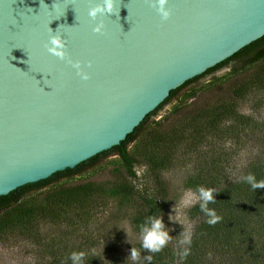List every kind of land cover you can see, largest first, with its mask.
Instances as JSON below:
<instances>
[{
  "label": "water",
  "instance_id": "95a60500",
  "mask_svg": "<svg viewBox=\"0 0 264 264\" xmlns=\"http://www.w3.org/2000/svg\"><path fill=\"white\" fill-rule=\"evenodd\" d=\"M93 3L0 0V196L120 144L172 89L264 35V0H168L167 20L151 0L96 19ZM56 33L64 60L47 50Z\"/></svg>",
  "mask_w": 264,
  "mask_h": 264
},
{
  "label": "trees",
  "instance_id": "16d2710c",
  "mask_svg": "<svg viewBox=\"0 0 264 264\" xmlns=\"http://www.w3.org/2000/svg\"><path fill=\"white\" fill-rule=\"evenodd\" d=\"M227 66L228 72L215 75ZM207 75H212L209 82L201 83ZM200 86L202 93L195 98ZM183 89L187 92L179 95ZM262 92L264 35L172 89L157 108L177 97L171 111L158 120L149 118L157 110L150 112L120 144L73 168L1 195L0 240L21 236L34 242L39 258L31 264H73V251L86 253L84 264H264V188L254 190L243 180L248 174L255 175L257 181L264 180V117L241 110L247 100ZM137 141L148 148L139 157L128 149ZM244 151V160L238 163ZM111 154L121 162L112 170L115 179L79 177L85 168L95 167ZM174 161L191 164L186 187L214 189L216 200L209 208L221 219L214 225L207 223L199 201L190 209L195 220L190 244L170 240L157 253L143 249L139 242L129 247L128 255L121 250L114 252V247L97 250L92 244L98 234L91 232L89 225L95 199L106 188H119L127 193L125 200L135 203L133 221L137 229L141 231L148 217L161 216L169 230L165 208L170 191L164 170ZM139 164L148 167L150 178L146 179L150 185L142 190L131 184L137 179L134 169ZM44 226L52 229L42 235ZM133 247L140 252L136 262L130 258ZM184 248L189 249L186 257L182 256ZM149 255L152 260L147 259Z\"/></svg>",
  "mask_w": 264,
  "mask_h": 264
},
{
  "label": "rangeland",
  "instance_id": "374dc122",
  "mask_svg": "<svg viewBox=\"0 0 264 264\" xmlns=\"http://www.w3.org/2000/svg\"><path fill=\"white\" fill-rule=\"evenodd\" d=\"M230 70V67H224L216 72L215 75H222ZM212 75H207L201 79V83L209 82ZM203 86L198 89L196 97H199L202 93ZM187 89L180 91L179 95L186 93ZM264 93V92H262ZM194 98V99H195ZM264 98L263 95L252 96L241 110L245 113H250L257 117H264ZM177 101V97L168 101L156 114L152 120H158L162 116L171 111L173 105ZM128 149L131 153L138 157L148 149L143 143L134 142L128 145ZM245 151L241 156L237 158V162L240 163L244 160ZM194 161V158L191 160ZM197 161V159H196ZM175 162V161H174ZM172 166L164 170L165 177L169 181L170 199L166 204L165 212L169 222V235L172 236L171 241L180 243L182 239V233L186 230L192 233L195 220L192 219L190 209L199 202L198 191L188 188L185 185L186 177L190 170V165L187 162H175ZM121 166L120 159L117 155H111L110 157L101 160L95 167H87L79 177H87L94 175L96 181L113 180L115 176H112V170L118 169ZM136 169H140L137 174L136 180H131V184L134 189L142 190L145 185H150L146 179L150 181L147 174L148 167L144 164L135 166ZM119 188L111 189L106 188L98 199H95V212L93 220L89 225L91 232L97 233L98 237L92 244L97 250H104L105 248H116L115 250H121L124 255L130 253L129 247L142 242V232L136 228L133 221V205L132 201H127V193H121ZM192 192L194 194V202L190 206L185 207L182 203V197L185 192ZM130 194V193H129ZM131 195V194H130ZM44 224V223H43ZM42 224V225H43ZM48 226H44L42 235L47 233ZM109 239V241H107ZM36 245L31 240L18 236L12 238L9 241L0 240V264H31L36 261L39 256L36 252Z\"/></svg>",
  "mask_w": 264,
  "mask_h": 264
},
{
  "label": "clouds",
  "instance_id": "9594fccd",
  "mask_svg": "<svg viewBox=\"0 0 264 264\" xmlns=\"http://www.w3.org/2000/svg\"><path fill=\"white\" fill-rule=\"evenodd\" d=\"M151 3L153 7H156L157 4L159 5L158 10L163 19L167 20L172 15V7H167L168 0H151ZM116 4L117 0H99V2L94 0L93 5L89 8L88 15L92 19H96L101 15L113 13L114 9L116 8ZM103 30V23H97L93 28L95 33H101ZM47 50L51 55L58 57L61 60L66 59L69 55L67 51V42L64 36L60 33L50 36ZM73 67L77 69L78 74L83 80H88L90 78V74L83 70L80 61H75ZM134 170L137 171V174H139L140 169L135 168ZM243 180L254 190L258 188H264V180L257 181L255 175L253 174H248L247 176L243 177ZM214 193L215 191L213 188L200 187L198 189L200 210L207 215V223L211 225L216 224L221 219V216L217 214L215 209L209 208V203H215L216 199ZM193 202L194 194L190 191L185 192L181 203L187 207L193 204ZM141 232V247L143 249H150L152 252H160L172 239V236L169 235L168 230L164 228L163 219L161 216L148 217L147 222L141 226ZM180 243L182 245L191 243L190 231L185 229V231L182 233V239ZM188 254L189 249L184 248L182 251V256L186 257ZM85 255L86 253L84 251H73L70 255V259L72 260L73 264H84ZM130 258L133 262L139 261L140 259V252L135 247H133L131 250ZM147 259L152 260L153 257L149 255Z\"/></svg>",
  "mask_w": 264,
  "mask_h": 264
},
{
  "label": "flooded vegetation",
  "instance_id": "af4514ba",
  "mask_svg": "<svg viewBox=\"0 0 264 264\" xmlns=\"http://www.w3.org/2000/svg\"><path fill=\"white\" fill-rule=\"evenodd\" d=\"M153 114H154V113H153ZM153 114L150 115V117H149L150 119L152 118V115H153Z\"/></svg>",
  "mask_w": 264,
  "mask_h": 264
}]
</instances>
